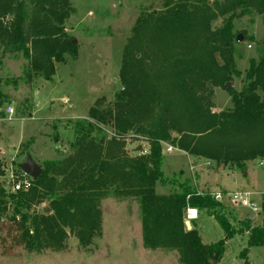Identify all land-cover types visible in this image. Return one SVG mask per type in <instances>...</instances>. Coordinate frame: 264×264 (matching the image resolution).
<instances>
[{"label": "trees", "instance_id": "obj_1", "mask_svg": "<svg viewBox=\"0 0 264 264\" xmlns=\"http://www.w3.org/2000/svg\"><path fill=\"white\" fill-rule=\"evenodd\" d=\"M250 11L263 16L264 0H170L164 12L140 16L122 55V90L112 105L98 101L86 123L74 124L70 154L58 149V159L41 165L39 180L15 193L1 181L6 163L0 156V221L19 220L28 252L63 251L70 236L88 249L102 231L101 203L111 191L139 205L144 247L174 253L179 264H219L226 242L237 235L249 236L248 249H264V200L260 225L248 214L235 227L210 192L162 171L169 144L194 161L233 170L264 159V40L263 56L250 61L247 86L227 88L238 74L234 22ZM71 14L70 0H0V68L7 53L21 55L29 62V82L51 80L56 64L76 50L64 28ZM220 19L223 25L214 29ZM7 84L0 79V105ZM219 87L230 93L232 108L215 113ZM105 127L109 140L102 136ZM129 134L147 141V153L129 156L121 142ZM157 185L177 190L160 195ZM42 204L43 213L29 209ZM189 209L213 217L225 238L204 245L192 223L186 228Z\"/></svg>", "mask_w": 264, "mask_h": 264}, {"label": "rangeland", "instance_id": "obj_2", "mask_svg": "<svg viewBox=\"0 0 264 264\" xmlns=\"http://www.w3.org/2000/svg\"><path fill=\"white\" fill-rule=\"evenodd\" d=\"M170 0H70L72 14L65 23V32L76 46L64 62L56 64L51 80L26 79L27 60L7 53L0 68V79L8 81L4 86L7 99L0 105V156L6 163V176L1 180L11 189L22 177L19 166L31 157L37 164L58 159V149L63 155L70 154V142L74 139V124L86 123L90 108L101 101L112 105L123 88L120 70L122 55L127 41L140 16L160 14ZM176 1V0H174ZM214 1L208 0L212 5ZM223 19L214 23L220 28ZM237 36L243 42L235 47L237 75L230 85L242 91L246 86V73L250 61L263 56L264 15L255 11L235 20ZM215 113L230 110L231 95L223 87L216 88L212 100ZM11 106L16 114L10 117L5 109ZM112 138L105 127L103 135ZM121 142L131 157L149 150L147 141L133 134ZM173 147L172 152H167ZM162 171L166 178L180 183L188 181L199 193L248 192L252 201L260 207L264 200V159L247 162L243 170L216 165L206 159H194L171 144L164 145ZM65 152V153H64ZM157 193L167 195L173 186L157 185ZM221 214L238 227L240 220L247 219L250 210L224 202ZM46 204L30 207L43 213ZM102 231L94 236L88 249L81 248L73 236L68 238L63 251L47 250L41 254L28 252L22 243L19 220L8 218L0 221V264H179L174 253L150 251L144 247L139 205L129 199L119 200L110 192L101 203ZM262 212L255 214L253 225L262 223ZM188 218H186V221ZM199 232L203 244L221 242L225 233L221 225L207 213L200 212L190 221ZM249 236L237 235L225 245L224 257L219 264H264V249H248ZM248 249L247 254L242 252Z\"/></svg>", "mask_w": 264, "mask_h": 264}, {"label": "built area", "instance_id": "obj_3", "mask_svg": "<svg viewBox=\"0 0 264 264\" xmlns=\"http://www.w3.org/2000/svg\"><path fill=\"white\" fill-rule=\"evenodd\" d=\"M5 112L10 117H13L16 114L15 110L11 106H8L5 109ZM147 151L145 153H147ZM172 151H173V147H169V149L167 150L168 153ZM260 165L264 168V162L260 163ZM21 177H22L21 182H18L17 184L13 185L12 192L15 193L22 190L26 191L32 187V181H33L32 178L28 177L24 173H22ZM211 195L214 198V200L219 203L227 202L234 206H242L249 209L250 215L252 216L262 212V208L257 203L252 201V195L248 192L237 191L236 193H231V192L219 191L218 193L212 192ZM196 216H197V210L194 209L188 210L187 218L189 221L195 219Z\"/></svg>", "mask_w": 264, "mask_h": 264}, {"label": "water", "instance_id": "obj_4", "mask_svg": "<svg viewBox=\"0 0 264 264\" xmlns=\"http://www.w3.org/2000/svg\"><path fill=\"white\" fill-rule=\"evenodd\" d=\"M238 42H243V37L239 35L237 37ZM75 42H73L74 44ZM227 88H231L230 84H227ZM21 172H23L28 177L32 178L33 181L39 180V175L41 173V165L37 164L31 157L26 159V162L22 163L19 166ZM250 218L252 219L253 216L251 215ZM186 228L187 230L192 228L191 222L189 220L186 221Z\"/></svg>", "mask_w": 264, "mask_h": 264}, {"label": "crops", "instance_id": "obj_5", "mask_svg": "<svg viewBox=\"0 0 264 264\" xmlns=\"http://www.w3.org/2000/svg\"><path fill=\"white\" fill-rule=\"evenodd\" d=\"M5 92V91H4ZM5 93H7V92H5ZM216 193V192H215ZM197 214H199L198 212H197ZM248 215V214H247ZM251 216V215H250ZM254 217V216H253ZM253 219V218H252Z\"/></svg>", "mask_w": 264, "mask_h": 264}]
</instances>
